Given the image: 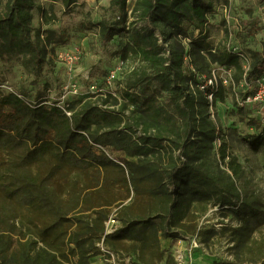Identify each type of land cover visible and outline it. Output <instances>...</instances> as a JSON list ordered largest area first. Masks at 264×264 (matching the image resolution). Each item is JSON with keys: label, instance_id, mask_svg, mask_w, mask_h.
<instances>
[{"label": "trees", "instance_id": "trees-1", "mask_svg": "<svg viewBox=\"0 0 264 264\" xmlns=\"http://www.w3.org/2000/svg\"><path fill=\"white\" fill-rule=\"evenodd\" d=\"M77 2L64 0L67 8ZM224 2L136 0L129 8L128 0H110L112 17L104 16L97 27L103 46L126 34L117 51L127 65L116 78L119 97L99 92L49 106L41 95L30 100L27 88L19 92L0 82V264H92L96 255L122 251L134 255L130 264H178L162 241L193 236L206 247L215 238L227 239L232 257L212 264H264V199L248 185L247 170L227 141L217 146L221 126L207 97L213 93L212 106L223 102L241 81L249 89L246 98L256 95L257 80L264 77V39L249 50L248 67L242 58L247 56L226 37L213 42L209 21ZM36 12L45 26L33 25ZM53 19V9L38 0L0 5V62L8 70L20 66L32 85L53 63L54 46L70 40L50 27ZM213 64L234 68L229 85L218 80L201 87L217 72ZM249 123L261 128L256 118ZM245 139L255 151L264 148V127ZM50 146L81 167L96 160L106 170L118 169L126 195L115 201L116 210H108L111 202L85 210L74 205L55 210L57 221L31 225L28 207L43 210L52 198L49 178L29 164ZM106 147L125 155L115 160ZM215 208L237 223L201 226ZM92 210L95 217L84 212ZM70 212L75 226L60 234L58 223L68 221ZM111 216L117 226L108 232Z\"/></svg>", "mask_w": 264, "mask_h": 264}, {"label": "rangeland", "instance_id": "rangeland-1", "mask_svg": "<svg viewBox=\"0 0 264 264\" xmlns=\"http://www.w3.org/2000/svg\"><path fill=\"white\" fill-rule=\"evenodd\" d=\"M7 0H0L3 5ZM54 5L45 2L47 9H53L54 19L50 25L66 37L69 36V42L75 47L66 45L54 46L53 63L46 66V69L36 85L30 84L31 77H28L18 65L8 70L6 65L0 64V82H5L15 91H29L28 97L34 100L36 96L41 95L47 105L52 104L65 106L68 102L76 100L77 97L87 99L99 92L107 94L112 92L115 96H120V81L116 78L109 81L111 72L117 68L120 56L117 51L123 46L126 40V34L121 33L103 46L99 42V28L97 24L104 16L112 17L108 10L110 0H78L67 8L64 0H54ZM134 0H128V7L131 8ZM224 4L231 9V14L226 17L224 14ZM249 12V16L246 13ZM209 30L211 40L218 42L225 37L228 39L231 48H236L243 52L250 60V49H257L264 39V1L263 0H226L223 4L216 7V11L211 15L209 21ZM84 41V42H83ZM68 45V44H67ZM81 52L78 62L69 65L66 61L59 60L56 55L59 52ZM245 66L248 67L249 61L244 59ZM217 69L218 80H222L224 85L231 83L234 68L219 67L212 65ZM71 68V69H69ZM116 80V81H115ZM227 81V82H226ZM76 84L79 93L75 94L71 88ZM94 86V87H92ZM249 91L244 81L234 85L232 91H229L226 100H217L214 106L210 107L211 112L219 119L221 130L219 131L218 143L226 140L229 152L238 156L240 162L247 170V183L250 188L259 192L264 199V148L255 151L249 145L245 138L260 131L264 127V104L260 101H250L246 98ZM250 118H256L261 122V128L256 129L249 123ZM219 146V145H217ZM24 147H21L23 149ZM98 151V150H97ZM106 153L115 160L124 156L125 153L106 147ZM54 146L48 147L41 156L30 162L31 169L40 174L42 178H49L48 194L51 196L52 205L40 210L34 206H29L25 214L33 220L31 225L42 226L57 221L58 216L55 210L67 211V209L76 205L81 210H85L89 205L109 204L107 207L111 212L116 210L117 201L126 195V190L121 184V173L118 169H105L97 161L87 167H81L76 163H71L60 159L61 155ZM97 189L86 188L88 186H99ZM87 198V199H86ZM87 201L83 204L81 201ZM106 206V205H105ZM217 208L210 210L200 220V225L217 226L221 228L224 223L236 224L232 215L221 216L216 214ZM87 216L95 217V211L86 212ZM75 212L65 215V220L61 224L59 221L57 230L64 231V228L74 227ZM113 214V213H112ZM111 214V215H112ZM68 216V217H67ZM112 218V216H111ZM71 226V227H69ZM72 227V228H73ZM194 237V236H193ZM192 238V237H191ZM53 242L57 239L51 238ZM198 247L193 251L192 263L212 264L214 260L230 259L232 255L227 250V239L221 237L211 241V246L200 243L197 238ZM213 242H216L213 244ZM188 241L178 243L177 240L169 239L162 241V248L167 254L174 256V250L179 246L182 250L188 247ZM134 257L129 252L105 253L91 258L92 264H130Z\"/></svg>", "mask_w": 264, "mask_h": 264}, {"label": "built area", "instance_id": "built-area-1", "mask_svg": "<svg viewBox=\"0 0 264 264\" xmlns=\"http://www.w3.org/2000/svg\"><path fill=\"white\" fill-rule=\"evenodd\" d=\"M224 14L226 17H229L230 14H231V9L230 7L227 5L225 8H224ZM234 51H237V49L235 48ZM80 56H81V52H74V53H69V52H59L57 54V58L59 60H63V61H66L67 63H69V65L71 64H74L76 62L79 61L80 59ZM243 56V54H242ZM242 58L246 59L249 61L248 58H246L245 56H243ZM126 62L123 61V60H119L118 62V66L116 69H114L110 76H109V81L111 80H114L115 78L118 77L119 73L124 69L126 68ZM71 69V68H69ZM218 82V77H217V73L216 71H214L212 73V76L209 77L206 82H205V85H202L201 87L202 88H205L206 86H216ZM227 82V81H226ZM94 87V86H92ZM71 88L73 90V92L75 94L79 93V88L76 84H72L71 85ZM257 93L255 96L253 97H249L248 99L250 101L254 100V101H260L264 104V77L260 78L259 80H257ZM208 97V100L210 102V107H212V102H213V93H210L207 95ZM218 143V142H217ZM220 144V142H219ZM217 144V145H219ZM117 226V222L115 219L111 218L107 221V231L110 232V231H113L114 228ZM178 243L182 244V243H185L186 241H188V247L184 248L182 250V247L179 246L176 250H174V257L177 261L178 264H196V263H192L191 262V259L193 257V251H195L196 247H198V241H197V238L196 237H192L190 240H183V239H179L177 240ZM105 252H108L107 250H104ZM110 254V252H108ZM112 255V253H111Z\"/></svg>", "mask_w": 264, "mask_h": 264}, {"label": "crops", "instance_id": "crops-1", "mask_svg": "<svg viewBox=\"0 0 264 264\" xmlns=\"http://www.w3.org/2000/svg\"><path fill=\"white\" fill-rule=\"evenodd\" d=\"M136 0L133 1V4L131 6V8L134 6V3H135ZM38 2H40L42 5H45V2H48L49 4L51 5H54L56 3V1L54 0H38ZM48 6H45V8H47ZM33 25L35 27H39L41 25L45 26L44 23H43V20H42V14L41 13H34V19H33ZM196 35H198V32H196ZM212 37V36H211ZM84 42V41H83ZM66 46H69L71 48L75 47L76 45H72L70 42L68 43V45ZM1 65H3L2 62H0Z\"/></svg>", "mask_w": 264, "mask_h": 264}]
</instances>
